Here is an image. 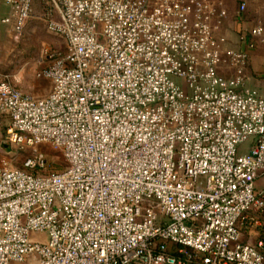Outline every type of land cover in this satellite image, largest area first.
I'll return each instance as SVG.
<instances>
[{"label":"built area","instance_id":"built-area-1","mask_svg":"<svg viewBox=\"0 0 264 264\" xmlns=\"http://www.w3.org/2000/svg\"><path fill=\"white\" fill-rule=\"evenodd\" d=\"M4 1L15 34L41 16L65 47L45 51V97L0 73V149H34L0 164V264H264L242 240L264 215V95L224 3ZM239 40L264 47V12ZM41 144L64 170L38 173Z\"/></svg>","mask_w":264,"mask_h":264},{"label":"rangeland","instance_id":"rangeland-1","mask_svg":"<svg viewBox=\"0 0 264 264\" xmlns=\"http://www.w3.org/2000/svg\"><path fill=\"white\" fill-rule=\"evenodd\" d=\"M37 9L42 8L37 6ZM64 47V40L50 32L41 16L31 18L19 35L0 22V73L9 75L13 84L24 93L45 97L51 91V82L37 77L38 71L48 64L45 51ZM36 150L42 152L47 160V165L38 171L39 174L57 173L66 168L63 154L50 144H41ZM33 154L32 148L5 147L0 149V164L9 159L14 167L25 168V162ZM245 235L251 243L262 241L264 244V215H261L260 225L249 229ZM25 264H33V258Z\"/></svg>","mask_w":264,"mask_h":264},{"label":"crops","instance_id":"crops-1","mask_svg":"<svg viewBox=\"0 0 264 264\" xmlns=\"http://www.w3.org/2000/svg\"><path fill=\"white\" fill-rule=\"evenodd\" d=\"M214 1H222L228 13L227 19L222 24L220 34L227 37L228 46L248 51L250 56L247 71L249 85L264 95V47L258 45L254 49H249L246 44L241 43L239 40L240 35L246 33L261 18L264 12V0H246L247 10L243 20H241L239 15V0ZM0 13L2 15L10 13V8L4 0H0ZM257 187L264 189V178L258 180ZM245 232H243L242 240L251 243L246 237Z\"/></svg>","mask_w":264,"mask_h":264}]
</instances>
